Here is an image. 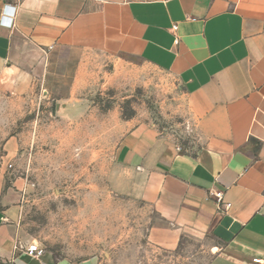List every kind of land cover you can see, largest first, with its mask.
<instances>
[{
	"label": "crops",
	"instance_id": "0c3cea01",
	"mask_svg": "<svg viewBox=\"0 0 264 264\" xmlns=\"http://www.w3.org/2000/svg\"><path fill=\"white\" fill-rule=\"evenodd\" d=\"M93 52L134 56L180 81L195 151L140 124L118 157L178 229L218 243L207 264H264V0H0V97L59 96L68 109ZM18 149L17 137L0 141V264H95L28 253L21 193L8 185Z\"/></svg>",
	"mask_w": 264,
	"mask_h": 264
},
{
	"label": "rangeland",
	"instance_id": "374dc122",
	"mask_svg": "<svg viewBox=\"0 0 264 264\" xmlns=\"http://www.w3.org/2000/svg\"><path fill=\"white\" fill-rule=\"evenodd\" d=\"M80 75L68 109L57 106L59 96L0 97V141L19 142L8 185L21 193L20 238L57 259L207 264L218 243L178 229L118 157L140 124L195 151L184 86L137 57L101 52L85 57Z\"/></svg>",
	"mask_w": 264,
	"mask_h": 264
},
{
	"label": "built area",
	"instance_id": "2783aa9c",
	"mask_svg": "<svg viewBox=\"0 0 264 264\" xmlns=\"http://www.w3.org/2000/svg\"><path fill=\"white\" fill-rule=\"evenodd\" d=\"M3 1H5V2H9V1H11V0H3ZM9 6H10V5H9ZM177 30H178V26L175 25V26H173V28L171 29V33L174 34V35H176ZM10 167H11V166H10ZM214 197L216 198V201H217L219 207L222 206V201H223L224 193L219 191V192H217L216 194H214ZM27 251H28L29 254L34 255V256H41V255L44 254V250H42V249H37V247H35V246H31V247H29ZM259 261H260V260H256V262H259Z\"/></svg>",
	"mask_w": 264,
	"mask_h": 264
}]
</instances>
